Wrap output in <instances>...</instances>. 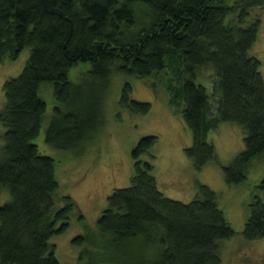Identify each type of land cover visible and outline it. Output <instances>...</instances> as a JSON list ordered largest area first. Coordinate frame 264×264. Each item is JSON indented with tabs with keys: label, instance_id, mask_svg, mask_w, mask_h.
<instances>
[{
	"label": "trees",
	"instance_id": "obj_1",
	"mask_svg": "<svg viewBox=\"0 0 264 264\" xmlns=\"http://www.w3.org/2000/svg\"><path fill=\"white\" fill-rule=\"evenodd\" d=\"M254 4L264 0H0V59L29 47L21 69L2 82L0 190L5 187L8 197L0 202V264H57L49 237L75 210L69 193H57L55 159L32 140L45 109L42 81L51 82L54 99L43 137L56 147L83 149L100 120L111 70L170 72L174 79L165 87L170 101L181 102L180 116L191 133L184 152L194 168L214 156L206 133L220 120L235 121L243 131L242 147L221 164L227 183L242 180L252 162L264 161V78L249 51L260 21L261 7L254 10ZM78 60L90 66L74 80L68 69ZM205 73L211 90L194 79ZM130 91L123 81L118 101L146 111L149 102ZM154 139L153 133L138 137L128 183L106 194L94 226L85 224L71 237L99 249L87 260L93 249L82 248L78 264H219V240L233 229L216 192L196 180L187 201L165 195L151 162L139 157ZM247 207L242 235H264V173ZM105 248L114 254L98 252Z\"/></svg>",
	"mask_w": 264,
	"mask_h": 264
},
{
	"label": "rangeland",
	"instance_id": "obj_2",
	"mask_svg": "<svg viewBox=\"0 0 264 264\" xmlns=\"http://www.w3.org/2000/svg\"><path fill=\"white\" fill-rule=\"evenodd\" d=\"M252 8H260V21L249 51L258 57V69L264 78V4H254ZM28 52L29 47L24 45L14 56L0 59V106L3 102V80L21 69ZM89 66L88 61L78 60L70 66L68 75L71 79L79 80ZM108 76L101 96L100 120L79 153L56 147L44 140V128L54 99L51 82L42 81L38 86V92L45 100V109L38 132L32 140L40 152L55 159L57 193H69L74 200L75 210L78 208L83 215L79 219L74 210L68 224L61 231L50 235L49 241L54 244L57 264H78V252L82 248L93 249L90 252L99 250L88 242L74 243L71 237L82 232L85 224L94 226L105 204L106 194L114 186L128 183L132 167L131 148L138 137L147 133L155 134V139L140 152L139 157L151 162L156 186L165 195L187 201L193 195L196 180L216 192L218 204L233 229L229 236L219 240V264H264V235L247 238L241 232L248 211L247 201L254 182L264 173V161L252 162L246 176L235 183L224 180L221 168V164L229 161L242 147V126L235 121L220 120L210 128L206 138L213 143L215 154L196 169L184 152V146L191 142V133L180 116L181 102L177 105L175 101H170L165 87L168 80L174 79L171 73L138 76L113 69ZM194 79L211 90L207 73L202 77L196 74ZM123 81L129 82L133 98L149 102L146 111L131 110L118 101ZM2 130L0 122V141ZM260 193L262 196L263 192ZM7 197L8 191L3 187L0 190V202ZM59 203L60 200L57 201ZM90 238L93 240L94 234H90ZM102 250L104 252L101 249L98 252L106 256L114 254L111 248ZM94 256L95 253L85 254L87 260ZM99 264L115 263L106 261Z\"/></svg>",
	"mask_w": 264,
	"mask_h": 264
}]
</instances>
